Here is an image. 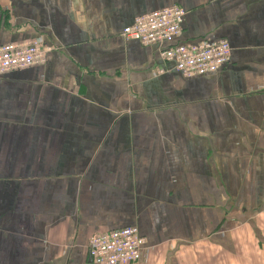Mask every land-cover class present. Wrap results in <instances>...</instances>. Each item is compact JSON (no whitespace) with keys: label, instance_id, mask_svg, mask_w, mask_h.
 <instances>
[{"label":"crops","instance_id":"0c3cea01","mask_svg":"<svg viewBox=\"0 0 264 264\" xmlns=\"http://www.w3.org/2000/svg\"><path fill=\"white\" fill-rule=\"evenodd\" d=\"M173 5L171 45L229 42L216 74L122 38ZM35 39L0 77V264H94L128 226L137 264H264V0H0V45Z\"/></svg>","mask_w":264,"mask_h":264},{"label":"built area","instance_id":"2783aa9c","mask_svg":"<svg viewBox=\"0 0 264 264\" xmlns=\"http://www.w3.org/2000/svg\"><path fill=\"white\" fill-rule=\"evenodd\" d=\"M185 14L177 5L152 12L135 19L121 36L146 46L168 45L160 51L162 61L186 79L217 73L230 62L231 46L227 40L171 45L182 34ZM48 53L49 49L38 39L25 45H0V77L12 70L44 65ZM145 247L146 239L138 227L129 226L94 235L88 252L94 264H137L143 259Z\"/></svg>","mask_w":264,"mask_h":264}]
</instances>
